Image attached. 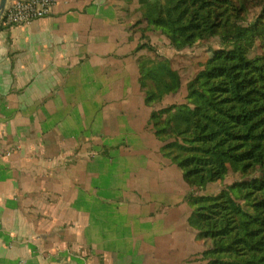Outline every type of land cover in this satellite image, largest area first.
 Masks as SVG:
<instances>
[{"label":"crops","instance_id":"1","mask_svg":"<svg viewBox=\"0 0 264 264\" xmlns=\"http://www.w3.org/2000/svg\"><path fill=\"white\" fill-rule=\"evenodd\" d=\"M12 1L0 0V264H203L195 229L176 221L187 214L145 200L155 184L131 161L141 145L104 129L129 102L127 64L137 71L135 0H56L5 24Z\"/></svg>","mask_w":264,"mask_h":264},{"label":"trees","instance_id":"2","mask_svg":"<svg viewBox=\"0 0 264 264\" xmlns=\"http://www.w3.org/2000/svg\"><path fill=\"white\" fill-rule=\"evenodd\" d=\"M136 1L134 25L146 23L141 34L152 27L177 46L211 39L221 45L187 81L183 101L153 108L149 125L190 188L238 175L218 195L187 196V223L206 246L205 264H264V54L248 56L258 37L264 41V3L253 19L249 9L264 0ZM141 47L152 53L135 60L145 99L178 91L182 80L171 58L151 43L135 50Z\"/></svg>","mask_w":264,"mask_h":264},{"label":"rangeland","instance_id":"3","mask_svg":"<svg viewBox=\"0 0 264 264\" xmlns=\"http://www.w3.org/2000/svg\"><path fill=\"white\" fill-rule=\"evenodd\" d=\"M132 3H134V0ZM263 3L264 1H259V3L249 9L250 19L254 18ZM135 4L138 5L136 0ZM130 6L132 7L134 6V4H129V7ZM137 8L138 6L134 8V13L131 12V19L133 20H130L128 23H126L127 25H134L139 19L141 13ZM131 9L132 8H130V10ZM145 24V22H141L137 26H132V32L133 34H135V42L138 41L137 44L143 42L151 43L155 46L156 50L160 54H164L170 57L173 67L177 69L181 76L182 85L178 91L165 96L161 100L151 102L147 101L145 99L143 90H141L138 85V69L133 73L131 71V64H127L130 65L131 72V76L127 79V83L129 86L127 97L129 99V102L126 101V104L120 105V121L109 122L104 125V129L112 130L119 128L124 135H127V144H132L133 146L141 145L135 147L136 151L132 154L131 161L139 164L145 163L147 165L145 169L140 166L139 168L135 169V172L137 174H140L142 172L150 174L155 184L148 189L149 195L146 196L145 200H148L149 198L153 200L152 196L166 197L167 199L166 201H163V203H169L170 205L168 207L170 208L166 207L164 208V211H162V216L164 218H167L169 215H171L174 210H176L178 214H181L183 216L187 214L188 216L192 208L190 202L187 201L188 195L200 193L218 195L224 185L237 179L238 175L230 173L228 178L224 182L216 180L208 183V185H206L204 188L192 189L183 181L181 176L182 172L176 164H172L170 169L165 172L164 168L166 166L164 162H166V160L168 159L161 149V141L154 136L153 131L149 125V114L153 108L159 109L167 104L180 103L181 101H183L184 95L186 94L187 81L204 66L206 58L212 53V50L214 48L221 47V45L217 39H211L207 41L200 40L194 45H187L183 47L177 46L176 44L171 42L170 39L164 33H162V31L158 29L151 27L147 31H144V34H141L142 30L140 28L145 26ZM134 53L135 60L138 56L141 55L152 56V53L149 52L146 47H141L138 50H134ZM255 54H264V41H262L260 37L256 39L255 44L248 51V56H253ZM136 133H138L137 135H139L137 138H130V136L136 135ZM140 149H142V152L140 151ZM167 174L171 177L172 181H169L165 178V175ZM174 192H178L179 194L180 192H183L184 198L183 204L181 206H179L178 201H175L173 203L168 202L169 199H177V196H170V194ZM157 203L161 202L157 201ZM153 204L154 202L151 201L146 205ZM145 213L146 215H148L150 214V211L145 208ZM154 215H156V213ZM176 221L178 222V224H187L185 218L177 217ZM186 229L187 227L184 225L182 227H177L176 230L185 232ZM184 244L185 246H187L186 242ZM205 247V245L199 246V255L194 254L195 257L199 256L201 257V259H203L201 251ZM203 260L204 261H201L203 264H205L206 260Z\"/></svg>","mask_w":264,"mask_h":264},{"label":"built area","instance_id":"4","mask_svg":"<svg viewBox=\"0 0 264 264\" xmlns=\"http://www.w3.org/2000/svg\"><path fill=\"white\" fill-rule=\"evenodd\" d=\"M55 1L56 0H13L3 12L2 21L5 24L27 23L32 19L48 14Z\"/></svg>","mask_w":264,"mask_h":264}]
</instances>
